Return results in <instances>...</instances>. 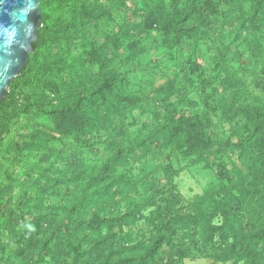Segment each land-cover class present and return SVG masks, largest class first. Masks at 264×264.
<instances>
[{
  "label": "trees",
  "instance_id": "trees-1",
  "mask_svg": "<svg viewBox=\"0 0 264 264\" xmlns=\"http://www.w3.org/2000/svg\"><path fill=\"white\" fill-rule=\"evenodd\" d=\"M101 1L40 0L37 40L19 76L8 86L10 89L15 85L22 93L27 92L28 111L58 124L57 137L36 133L33 141L49 138L62 143L63 139H69L81 149L90 148L99 137V130H103V123L116 109L114 106H119L132 93L128 78L114 61H135L142 52L138 38L153 33L160 37L162 48L182 49L183 41L191 40V53H194L203 30L214 21L216 5L221 0H107L115 11L124 5L135 20L119 19L116 31L108 33L95 51L87 43L83 22L96 18L95 13H105ZM225 1L232 12L236 11L232 43L255 47L264 61V0ZM126 3L132 6L128 8ZM71 37L78 41L74 52L68 51ZM225 52H229L227 47ZM228 64L223 53L215 62L213 79L208 81L200 75V85L209 87L216 82L225 93L229 92V103L234 109L230 118L239 121L236 148L239 158H246V166L237 170V180H227L226 164L211 149L202 118L197 114L179 115L174 103L165 104L179 92L177 80H168L148 95L165 104L161 122L141 140L127 144L108 142L100 165L86 167L78 174L76 200L63 208L66 221L57 222L53 232L38 242V263L45 264L44 258L51 252L54 241L64 235L65 251L47 264H183L193 255L217 264L231 261L264 264V100L248 97ZM89 67L96 71L91 72ZM200 77L197 76L198 81ZM49 86H53L56 102L47 101L44 95ZM15 102L8 90L5 91L0 102L3 131H7L9 120L17 115ZM144 149H170L175 155L215 167V177L221 185L195 196L185 206L172 189L156 190L152 197L162 194V198L143 218L146 235L137 239L115 231L132 227L138 215L133 203L116 202L117 188L127 183L124 177L116 176V167L128 155L140 157L137 152ZM109 205L122 210L116 215L100 216L101 212L108 211ZM93 209H96L92 214L97 224L93 235L85 237L89 227L84 219ZM66 222L71 229L64 227ZM26 237L27 233H18V256L25 255Z\"/></svg>",
  "mask_w": 264,
  "mask_h": 264
},
{
  "label": "rangeland",
  "instance_id": "rangeland-1",
  "mask_svg": "<svg viewBox=\"0 0 264 264\" xmlns=\"http://www.w3.org/2000/svg\"><path fill=\"white\" fill-rule=\"evenodd\" d=\"M81 1L93 3L95 0ZM101 2L106 9L105 13H95L96 18L83 22L87 43L95 51L108 33L116 31L119 19L135 20V16L124 5L115 11L107 0ZM126 5L128 8L132 6L130 3ZM216 10L214 21L203 30L204 35L198 40L194 53H191V40L185 39L182 49L177 46L162 48L160 37L153 33L149 37L138 38L142 52L135 61H114L113 64L119 63L117 68L128 78L132 93L119 106H114L116 109L108 121L103 123V130H99V137L93 140L90 148L81 149L74 140L69 139H63L62 143L49 141V138L33 141L36 133L57 137L58 124L52 119H42L26 109V91L22 93L15 85L7 88L8 95L16 101L14 113L17 115L9 120L7 131L0 128V264H40L37 262L38 242L53 232L57 222L66 221L63 208L76 200L78 174L86 167L100 165L108 142L127 144L131 140L145 138L157 122H161L163 107L170 102L175 104L179 115L197 114L202 118L211 149L226 164L227 180H237V170H243L246 158L241 160L236 148L235 132L239 121L230 118L234 109L229 103V92L225 93L216 82L203 87L200 85V75L211 81L215 62L226 53L228 66L247 96L264 100V61L262 53L255 47L232 43L236 11L232 12L225 0L216 5ZM251 31L256 32L254 29ZM77 44V38L71 37L68 51L74 52ZM226 47L229 52H225ZM89 69L91 72L96 71L94 67ZM197 76L200 77L199 81ZM171 79L177 80L179 92L170 101L164 104L148 97L152 90ZM52 87H46L44 95L47 101L56 102ZM137 156L140 157L128 155L116 167V176L124 177L127 182L117 188L116 202L121 200L124 204L133 203L138 212L132 227L115 230L120 235L144 238L146 227L143 218L155 209L162 198V194L152 197L156 190L165 192L172 189L180 195L185 206L195 196H201L207 190L217 189L221 185L215 177V167L195 163L194 158L175 155L170 149H144L137 152ZM129 183L133 187L130 188ZM95 210L84 219L89 227L83 235L85 237L92 236L96 227L97 218L92 214ZM118 210L122 209L109 205L108 211L99 215H116ZM26 223L34 225L35 231L27 232L24 227ZM65 224L64 227L71 229L69 222ZM22 232L27 233L28 240L23 257L16 252L20 242L18 233ZM54 242L51 252L44 258L45 264L65 251L64 235ZM162 257H165V253H162ZM183 264L217 263L193 255L185 259ZM225 264L242 263L231 261Z\"/></svg>",
  "mask_w": 264,
  "mask_h": 264
},
{
  "label": "clouds",
  "instance_id": "clouds-1",
  "mask_svg": "<svg viewBox=\"0 0 264 264\" xmlns=\"http://www.w3.org/2000/svg\"><path fill=\"white\" fill-rule=\"evenodd\" d=\"M4 0H0L3 4ZM38 7V0H19L17 6L7 11L9 22L0 23V79L6 77L7 72L12 67L14 61V49L26 48L27 42L31 39L33 25L29 21V16ZM4 57H8L7 60ZM27 232L35 231L31 223L24 224Z\"/></svg>",
  "mask_w": 264,
  "mask_h": 264
},
{
  "label": "water",
  "instance_id": "water-1",
  "mask_svg": "<svg viewBox=\"0 0 264 264\" xmlns=\"http://www.w3.org/2000/svg\"><path fill=\"white\" fill-rule=\"evenodd\" d=\"M19 0H4L3 4H0V23L7 24L9 22V17L7 11L12 7L17 6ZM40 0H38V7L32 12L29 16V21L33 25V33L31 39L27 42L26 48L16 47L14 49V56L12 57L14 63L10 70L7 72L6 77L0 79V102L4 98V93L7 90L10 82L16 79L20 72L22 71L24 65L28 61V57L32 52V44L37 40V31L41 24V15H40ZM5 60L8 57H4Z\"/></svg>",
  "mask_w": 264,
  "mask_h": 264
}]
</instances>
